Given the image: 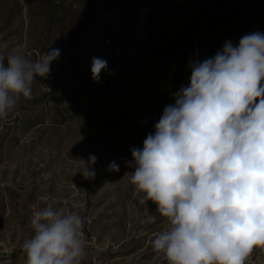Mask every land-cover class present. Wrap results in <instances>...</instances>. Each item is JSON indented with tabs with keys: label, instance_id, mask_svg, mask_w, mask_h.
<instances>
[{
	"label": "rangeland",
	"instance_id": "1",
	"mask_svg": "<svg viewBox=\"0 0 264 264\" xmlns=\"http://www.w3.org/2000/svg\"><path fill=\"white\" fill-rule=\"evenodd\" d=\"M257 31L264 0H0V53L20 48L36 61L60 49L32 98L0 119V264H26L32 213L48 204L84 218L81 264H168L152 242L169 223L134 195L131 149L190 79L171 85L147 57L175 41L203 62ZM93 57L107 61L98 82ZM90 156L95 178L85 179ZM246 264H264V248Z\"/></svg>",
	"mask_w": 264,
	"mask_h": 264
},
{
	"label": "clouds",
	"instance_id": "2",
	"mask_svg": "<svg viewBox=\"0 0 264 264\" xmlns=\"http://www.w3.org/2000/svg\"><path fill=\"white\" fill-rule=\"evenodd\" d=\"M59 56L60 49L36 61L20 48L0 53V119L32 98L37 77L47 78ZM190 67L189 85L174 94L143 148L131 149L130 181L139 202L152 201L167 218L152 246L168 264H246L254 248H264V33L246 34L238 46L226 41ZM106 70V60L92 58L94 81ZM82 161L84 178L94 179L96 157ZM30 224L26 264H81L86 242L78 211L48 204Z\"/></svg>",
	"mask_w": 264,
	"mask_h": 264
},
{
	"label": "trees",
	"instance_id": "3",
	"mask_svg": "<svg viewBox=\"0 0 264 264\" xmlns=\"http://www.w3.org/2000/svg\"><path fill=\"white\" fill-rule=\"evenodd\" d=\"M200 47V45H199ZM191 52H187L182 45H179L175 41H170L164 49L155 47L151 49L148 60L152 57L159 65L166 66L167 80L171 85L178 84L179 82L190 79L192 63ZM116 93V95H119Z\"/></svg>",
	"mask_w": 264,
	"mask_h": 264
}]
</instances>
